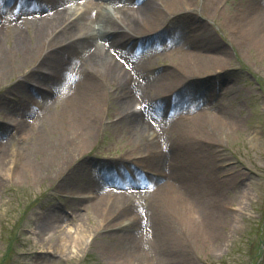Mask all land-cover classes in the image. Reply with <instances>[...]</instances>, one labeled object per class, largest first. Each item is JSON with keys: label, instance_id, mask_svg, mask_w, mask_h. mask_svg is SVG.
Instances as JSON below:
<instances>
[{"label": "bare ground", "instance_id": "obj_1", "mask_svg": "<svg viewBox=\"0 0 264 264\" xmlns=\"http://www.w3.org/2000/svg\"><path fill=\"white\" fill-rule=\"evenodd\" d=\"M1 2L3 6L5 0H0ZM194 2L195 0H47L41 8L45 11L40 14L37 12L39 7H31L24 0H14L10 8L23 7L27 14L20 16L19 21L16 16L0 21V35L9 23L14 25L15 32L14 39L7 46H0V89L2 81L7 80L11 72H23L28 62V65H32L24 74L23 82L11 85L13 90L19 86L21 90L40 93L33 84L42 86L41 77H52L60 71H65L59 75H67V80L65 76H60L59 82L68 86L63 92H58V88L46 90L55 94L49 100L55 102V99H61L65 105L53 115L49 135L40 130L34 119L37 113L32 108L21 109L22 114L18 112L16 116L15 113H6L5 117L12 121L15 132L9 134V139L2 140L0 128V180L2 171L11 162V175L24 177L29 183L46 181V185L54 188L57 193L64 191L65 184L74 183L72 177L91 167L88 166L87 150L96 141L105 122V84L128 86L129 89L121 90L116 99L115 109L121 116L110 122L113 126L124 124V129L134 137L137 135L135 131L139 122L147 113L156 119L177 111V98L187 92V78H192L195 75L193 72L219 66L220 61L202 51L198 44H194L195 48L189 51L171 52L172 54L159 57L161 60L168 59L169 64L163 66L162 72L154 77L155 81L156 78L161 80L160 88L157 87L158 90L150 94L151 82L145 72L149 70L151 61H142L134 54L132 49L137 40L134 33L155 32L173 17L193 11ZM243 2L240 14L236 13L238 10L231 14L222 8L218 10L224 15L221 16L222 20L232 24L233 38L244 42L247 49L258 51L257 58H263L264 0ZM223 5V2H219V6ZM71 9L79 11L71 14ZM34 10L35 13H29ZM112 12H119L121 16L114 17ZM26 19L30 26L22 23ZM29 27L30 31L27 30ZM157 36L155 33L149 40L153 41ZM76 58L92 65L88 68L74 67L72 63ZM31 102L27 103L32 105ZM133 102V105L137 102L143 105L136 110L137 108L130 107ZM0 116H3L2 110ZM239 123L240 119L230 110L220 118L205 112L196 117L187 116V124H180L177 128L174 120L169 126L161 123L156 134L151 133L149 137L146 135L140 139L136 137L139 141L136 148L148 151L136 156L133 163L126 161L128 174H125L128 179L126 182L121 180V190L115 186L112 190L107 189L106 182L96 183L94 186L97 192L92 197L84 199L81 198L82 194H73L67 201L71 202V211L84 201L87 202L85 206L99 221L98 224L111 226L108 228L111 232L122 231L120 237H125L129 230L134 238L143 235L145 243L140 249L144 251L139 255L134 248L133 251L113 256L109 246L105 248L108 242L106 234L111 233L106 231L99 233L100 240H92L91 244L108 251L113 264H131L132 260H136L135 264H158L159 254L162 259H168L176 252L174 256L180 258L176 264H183V260H187L186 248L189 241H208L212 238L217 244L223 235L217 233V226L225 220L226 216L222 215L225 211L217 209V188L213 186L214 182L206 179L209 173H201L203 167L198 168L201 153L199 147L194 144L192 146V142L206 140L214 144L217 141L220 145L222 138L234 132ZM171 126L176 128V135L169 137L173 134ZM27 136L32 137V147L35 146V149L28 152L20 146L12 149L13 140L22 141ZM202 136L213 141L203 139ZM130 151L127 149L126 152ZM123 160L124 158H120L118 162L110 163L117 164ZM136 162L150 165V170H140ZM146 186L150 189L148 192L152 193L149 194L151 198H143L147 205L139 207V197H146L148 193L138 194L133 190ZM60 195L62 198L68 196L66 193ZM208 195H212V199L207 198ZM182 213H185L188 222L182 220ZM34 217L33 233L40 239L41 250L58 257L61 253L77 255L87 249L84 229L78 230L76 237H55L51 242V238L45 239L44 234L48 229L59 227L62 216L51 218L41 212L34 214ZM111 222L113 223L110 224ZM135 222L141 223L140 227ZM213 231L217 236L210 238ZM151 252L152 257L149 256ZM106 255L105 253L103 256L104 261L108 257Z\"/></svg>", "mask_w": 264, "mask_h": 264}, {"label": "rangeland", "instance_id": "obj_2", "mask_svg": "<svg viewBox=\"0 0 264 264\" xmlns=\"http://www.w3.org/2000/svg\"><path fill=\"white\" fill-rule=\"evenodd\" d=\"M13 2L14 0H5L3 6L2 2L0 3V21L3 18H11V16H16L19 21L20 16L24 17L27 14L23 7L10 8ZM24 2L31 7H39L37 12L43 14L45 10L41 8L47 0H24ZM219 2H223L224 5L219 6ZM242 7H244L243 0H195L193 11L175 16L177 18L173 17L172 23L171 20L153 33L151 31L144 34L134 33L137 38L136 45L132 49L134 54L143 59L142 61H151L149 70L145 72L151 82L150 94H154L158 90L157 87L160 88L161 80L156 78L155 81L154 77L162 72L163 66L169 64L168 59L161 60L159 57L174 52L189 51L195 48L194 44H198L202 51L220 61L219 66L193 72L195 75L187 78L188 85L185 87L187 92L179 96L180 101L177 98L179 104L178 108L176 107L177 111L169 116L165 115L156 119L147 113L139 122L135 131L137 132L136 137L140 139L146 135L149 137L151 133L156 134L162 126L161 123L169 126L174 120L177 128L180 124H187V116L196 117L205 112L220 118L227 110H230L240 119L234 132L222 138L220 145L217 141L214 144L206 140L192 142V146L199 147L201 153L197 166L198 168L203 167L201 173H209L206 179L214 182L213 186L217 188V209L218 211L223 209L225 214L222 215L226 218L217 226V233L223 234L217 244L211 238V236H217L214 231L211 232L212 235L210 233L211 239L208 241H189L186 248L187 260H183V264H264V57L257 58L258 51L247 49L244 42L233 38L232 24L222 20L221 16L224 15L218 10L222 8L230 14L238 10L239 12L236 13L240 14L243 11ZM78 11L70 10L71 14L78 13ZM15 12L20 14H15ZM29 13H35V10ZM112 14L117 18L121 16L119 12H112ZM22 23L27 24L28 19ZM13 27L14 25L9 23L2 30L1 47L7 46L14 39ZM30 28L27 30L30 31ZM155 33L158 36L150 41L149 38ZM28 63L23 68V72L17 70L11 72L8 79L2 81V89H0V110L3 115L0 116V128H2V138H0L2 140H6L9 134L15 132L12 121L5 117L6 113H15L16 116L21 109L32 108L37 113L34 119L40 130L45 135H49L53 115L65 106L61 99H55V102L49 100L55 97V94L52 92V96L46 91L58 88V92H63L64 88H67L68 85H64L58 79L60 76H65L67 80V75H59L64 74L65 71H60L62 73L58 72L52 77H41L40 83L43 86L34 83L33 86L40 93L21 90L19 86L15 90L10 88L11 85H17L19 81H22L24 74L32 65ZM72 65L88 68L92 63L88 65L85 60L76 58ZM103 88L107 99L105 122L96 141L87 150L88 166L91 167H88L84 173L81 172L78 176L72 177L74 183L65 184L64 191L57 193L54 188L46 185V181L29 183V180L24 177L11 175L9 172L11 162L2 171L0 180V264H113L108 251L95 248L94 243L91 244L92 240L94 242L100 240L99 233L111 232L108 230L111 226L98 224L99 221L86 208L85 203L87 202L84 201L76 209L74 208L75 211L74 209L71 211L73 207L71 202L67 201V198H71L73 194H82L81 198L84 199L92 197V194L97 192L94 186L96 183L106 182L107 189L112 190L116 187L121 190V180L124 179L126 182L128 179L126 161L133 163L136 156L148 151L147 149L143 151L141 147L136 148L139 141L124 129V124L113 126L110 122L111 119L121 116L117 108L115 109L116 99L121 90L129 89L128 86L118 87L110 83L105 84ZM29 101H32V105L27 103ZM139 103L133 105V102L130 107L133 106L138 110L143 105ZM171 127L173 134L169 137L176 135V128ZM202 137L213 141L206 136ZM32 141V137L27 136L22 141H11V147L15 149L20 146L22 149H27V152L32 151L35 149V146L32 147L34 145ZM127 149L134 152H126ZM120 158L124 160L117 164L110 163L118 162ZM145 160L148 159L145 158ZM137 164L140 170H150V165ZM148 190L150 189L147 186L133 190L138 194L148 193L146 197L143 195L139 197L137 206L147 205L143 198L147 200L151 198L149 195L151 192ZM61 193H66L68 196L62 198ZM211 196L208 195L207 198ZM41 212L51 218L62 216L61 225L48 229L44 234L45 239L51 238L53 242L55 237H76L78 230L84 229L87 235L85 238V243L88 244L87 249L80 251L77 255L61 253L58 257L51 252L41 250L40 239L33 233L34 223L32 222L35 218L34 214ZM182 217L184 222H188L185 213H182ZM134 224L140 227L141 223L135 222ZM122 233L118 230L106 234L108 242L105 248L109 246L113 256L128 250L133 251L134 248L138 250L139 255L143 253L144 250L140 249L145 243L143 235L134 238L132 234H129L131 233L129 230L125 237H120ZM200 239L203 238L200 237ZM105 253L108 257L104 261ZM176 253L171 254L168 259H162L159 254L161 262L159 261L158 264L178 263L180 258L174 256ZM149 256H153L152 252ZM135 262L136 260H132L131 264Z\"/></svg>", "mask_w": 264, "mask_h": 264}]
</instances>
